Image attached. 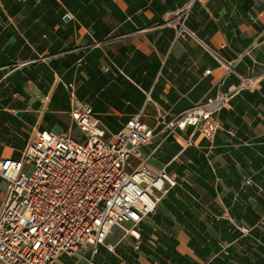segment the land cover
<instances>
[{
	"label": "crops",
	"instance_id": "0c3cea01",
	"mask_svg": "<svg viewBox=\"0 0 264 264\" xmlns=\"http://www.w3.org/2000/svg\"><path fill=\"white\" fill-rule=\"evenodd\" d=\"M189 3L193 36L177 38L164 19ZM249 76L260 86L219 113L212 150L191 128L170 134ZM72 84L108 139L141 115L154 133L143 153L175 185L139 239L113 232L114 254L87 249L58 264H264V0H0V157L19 159L37 131L80 137ZM6 192L0 178V208Z\"/></svg>",
	"mask_w": 264,
	"mask_h": 264
},
{
	"label": "built area",
	"instance_id": "2783aa9c",
	"mask_svg": "<svg viewBox=\"0 0 264 264\" xmlns=\"http://www.w3.org/2000/svg\"><path fill=\"white\" fill-rule=\"evenodd\" d=\"M191 9L186 4L164 19L177 38L193 36L186 25ZM223 64L228 69L233 65ZM261 80L244 77L229 91L206 97L170 124V134L191 128L212 150L219 113L240 93L256 90ZM67 88L80 137L37 131L19 159L0 157V178L7 183L0 208V264H58L61 257H82L87 249L95 255L99 247L114 254L116 247L108 241L114 228L139 239L140 227L155 212L166 184L175 185L167 171L153 170L143 153L154 133L141 115L108 139L91 105L78 101L75 85ZM195 143L187 140L185 148Z\"/></svg>",
	"mask_w": 264,
	"mask_h": 264
},
{
	"label": "rangeland",
	"instance_id": "374dc122",
	"mask_svg": "<svg viewBox=\"0 0 264 264\" xmlns=\"http://www.w3.org/2000/svg\"><path fill=\"white\" fill-rule=\"evenodd\" d=\"M126 228H130L131 226L129 224H126ZM114 234L116 235V237L121 236L123 234V231L121 229H119L118 227L114 228ZM113 235V236H115ZM112 237V236H111Z\"/></svg>",
	"mask_w": 264,
	"mask_h": 264
},
{
	"label": "water",
	"instance_id": "95a60500",
	"mask_svg": "<svg viewBox=\"0 0 264 264\" xmlns=\"http://www.w3.org/2000/svg\"><path fill=\"white\" fill-rule=\"evenodd\" d=\"M69 19L68 17H66V20Z\"/></svg>",
	"mask_w": 264,
	"mask_h": 264
}]
</instances>
